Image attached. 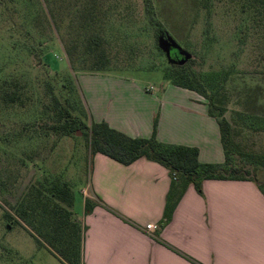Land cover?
<instances>
[{"label":"rangeland","instance_id":"1","mask_svg":"<svg viewBox=\"0 0 264 264\" xmlns=\"http://www.w3.org/2000/svg\"><path fill=\"white\" fill-rule=\"evenodd\" d=\"M260 3L0 0V264H62L17 223V205L49 177L69 185L83 230L88 128L58 131L63 108L90 126L88 106L134 120L148 95L194 93L208 111L209 101L222 109L230 124V165L242 171L226 175L257 180L264 189V168L254 160L264 156ZM183 72L197 77L200 94L172 84ZM130 107L137 113L125 114Z\"/></svg>","mask_w":264,"mask_h":264},{"label":"crops","instance_id":"2","mask_svg":"<svg viewBox=\"0 0 264 264\" xmlns=\"http://www.w3.org/2000/svg\"><path fill=\"white\" fill-rule=\"evenodd\" d=\"M166 91L148 95L143 113L131 107L124 111L137 113L134 120L88 106L91 122H106L131 138L147 139L157 119L161 143L196 148L201 163L223 164L220 127L208 106L194 93L169 97ZM90 167L87 195L81 199L83 264H264L260 184L207 180L203 194L190 185L165 225L173 182L168 169L145 158L126 166L102 154L91 159ZM86 199L97 203L89 215L84 214Z\"/></svg>","mask_w":264,"mask_h":264},{"label":"trees","instance_id":"3","mask_svg":"<svg viewBox=\"0 0 264 264\" xmlns=\"http://www.w3.org/2000/svg\"><path fill=\"white\" fill-rule=\"evenodd\" d=\"M257 1L264 6V0ZM172 84L199 94L201 93L199 87L203 86L195 75L188 72L174 77ZM218 109L209 101V115L217 120L220 127L226 157L223 164L201 163L199 150L196 148L161 143L156 137L157 119L150 138H131L112 129L106 122H91L90 126H86L82 117L74 116L68 109L63 108L59 112L56 129L58 131L63 129L66 134H76L79 129L88 128L87 150L91 159L97 154H102L129 166L145 158L168 169L173 182L165 210L164 224L166 225L170 222L177 204L190 185H193L199 194H203V183L207 180L253 181L259 185L257 180L226 175L237 174L242 170L230 165L228 151L230 124L224 118V111ZM63 119L65 123L60 127V121ZM254 160L264 168V156L254 157ZM32 188L34 191H30L25 200L16 207L19 221L22 220L26 227H29V233L38 246L47 248L61 262L83 264V242L85 241L83 235L86 227L83 223L82 230L80 220L75 216V197L69 185L49 177ZM96 206V202L86 199L84 214H91ZM6 215L10 222L14 220L10 214ZM19 221L17 220V223L21 224ZM9 228H12V224Z\"/></svg>","mask_w":264,"mask_h":264},{"label":"water","instance_id":"4","mask_svg":"<svg viewBox=\"0 0 264 264\" xmlns=\"http://www.w3.org/2000/svg\"><path fill=\"white\" fill-rule=\"evenodd\" d=\"M190 58V55H187V59H189Z\"/></svg>","mask_w":264,"mask_h":264},{"label":"built area","instance_id":"5","mask_svg":"<svg viewBox=\"0 0 264 264\" xmlns=\"http://www.w3.org/2000/svg\"><path fill=\"white\" fill-rule=\"evenodd\" d=\"M152 226H148V228H151Z\"/></svg>","mask_w":264,"mask_h":264}]
</instances>
